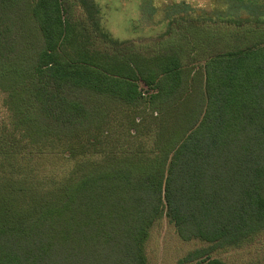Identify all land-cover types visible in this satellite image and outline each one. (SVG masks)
<instances>
[{"label": "trees", "instance_id": "16d2710c", "mask_svg": "<svg viewBox=\"0 0 264 264\" xmlns=\"http://www.w3.org/2000/svg\"><path fill=\"white\" fill-rule=\"evenodd\" d=\"M230 1L119 41L95 0L85 34L0 0V264H149L163 217L208 244L181 264H229L264 232V0Z\"/></svg>", "mask_w": 264, "mask_h": 264}, {"label": "rangeland", "instance_id": "374dc122", "mask_svg": "<svg viewBox=\"0 0 264 264\" xmlns=\"http://www.w3.org/2000/svg\"><path fill=\"white\" fill-rule=\"evenodd\" d=\"M62 2L66 18L78 26L79 34H85V18L80 0H62ZM95 2L100 8L101 25L119 41H133L162 35L168 27L169 20L179 15L182 7L185 6L216 15L229 12L237 15L245 13L240 6L230 0L223 2L215 0H95ZM71 165L68 162L63 163V168L68 171ZM52 170L53 173H60L62 168L58 165ZM207 245L200 240H182L173 224L167 217H163L151 229L146 252L149 264H181L180 259L189 251ZM212 256L229 264H264V232L242 245L219 249Z\"/></svg>", "mask_w": 264, "mask_h": 264}]
</instances>
